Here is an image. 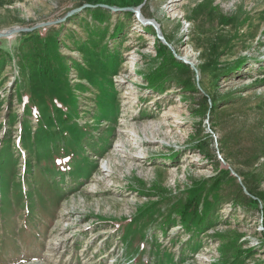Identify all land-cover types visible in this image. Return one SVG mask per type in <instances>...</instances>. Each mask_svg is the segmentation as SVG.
Instances as JSON below:
<instances>
[{
    "label": "rangeland",
    "instance_id": "374dc122",
    "mask_svg": "<svg viewBox=\"0 0 264 264\" xmlns=\"http://www.w3.org/2000/svg\"><path fill=\"white\" fill-rule=\"evenodd\" d=\"M23 28L0 264H264V0H0Z\"/></svg>",
    "mask_w": 264,
    "mask_h": 264
},
{
    "label": "water",
    "instance_id": "95a60500",
    "mask_svg": "<svg viewBox=\"0 0 264 264\" xmlns=\"http://www.w3.org/2000/svg\"><path fill=\"white\" fill-rule=\"evenodd\" d=\"M102 7H105L109 10H111L112 12H120L122 11L123 9L121 8H117V7H112L110 5H105V4H101ZM133 10V9H131ZM139 15V14H138ZM57 23V21L55 22H48V23H44V24H41V25H38L37 27H45V26H52L53 24ZM152 23V22H151ZM31 28H28V29H12V30H9V31H5V32H0V38H8L14 34H17V33H22L24 31H29ZM159 38L160 39H164V37L161 35H159Z\"/></svg>",
    "mask_w": 264,
    "mask_h": 264
},
{
    "label": "trees",
    "instance_id": "16d2710c",
    "mask_svg": "<svg viewBox=\"0 0 264 264\" xmlns=\"http://www.w3.org/2000/svg\"><path fill=\"white\" fill-rule=\"evenodd\" d=\"M224 172H225V171H224ZM197 198H198V197L194 195V196L189 200V202H188L187 205L184 207V209L181 210V211H179V214L181 215V221H182V222H188V218H187V216H188V214H190V211H191L192 209L196 208V206H197ZM198 199H199V198H198ZM207 216H208V212H205V213L203 214V218H202V219H205ZM202 219L199 220V222H201Z\"/></svg>",
    "mask_w": 264,
    "mask_h": 264
},
{
    "label": "bare ground",
    "instance_id": "6f19581e",
    "mask_svg": "<svg viewBox=\"0 0 264 264\" xmlns=\"http://www.w3.org/2000/svg\"><path fill=\"white\" fill-rule=\"evenodd\" d=\"M141 14H142L141 16H142L143 18H145V16L143 15V12H142ZM156 22H157V21H156ZM162 36H163V35H162ZM163 37H164V36H163Z\"/></svg>",
    "mask_w": 264,
    "mask_h": 264
}]
</instances>
